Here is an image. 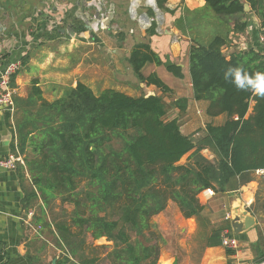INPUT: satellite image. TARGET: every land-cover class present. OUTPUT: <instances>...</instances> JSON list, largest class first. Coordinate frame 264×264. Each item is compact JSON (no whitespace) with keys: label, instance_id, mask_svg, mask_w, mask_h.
<instances>
[{"label":"trees","instance_id":"1","mask_svg":"<svg viewBox=\"0 0 264 264\" xmlns=\"http://www.w3.org/2000/svg\"><path fill=\"white\" fill-rule=\"evenodd\" d=\"M107 1L118 9L116 20L121 12L127 14L129 0ZM156 1L164 13H175L167 8L168 0ZM205 1L203 9H185L175 21L191 41L193 100L209 102L210 118L227 116L221 126L209 124L204 135H185L179 118L167 119L169 107L184 113L189 100L167 103L173 90L156 73L146 76L143 70L164 66L184 79L183 69L164 62L146 41L131 50L128 64L140 84L155 86L161 95L131 96L113 88L96 94L78 82L48 101L34 80L26 98L15 96L12 150L23 156L17 169L28 171L34 186L23 199L24 208L34 212L31 224L47 229L63 250L61 264H158L167 237L153 220L169 203L185 219L202 221L201 193L238 192L248 182L246 174L264 167V94L253 84L257 73L264 74V54L253 48L225 53L231 32L248 27L246 3L264 27V0ZM64 24L76 34L86 31L73 11ZM61 29L65 26L54 28L51 38L62 36ZM146 32L156 36V24ZM230 68L241 71L226 79ZM237 76L240 86L234 82ZM252 103L253 114L247 117ZM187 155V163L179 164ZM222 232L214 229L208 246L222 245ZM88 238H106L112 245L101 246L106 254L91 258Z\"/></svg>","mask_w":264,"mask_h":264},{"label":"crops","instance_id":"2","mask_svg":"<svg viewBox=\"0 0 264 264\" xmlns=\"http://www.w3.org/2000/svg\"><path fill=\"white\" fill-rule=\"evenodd\" d=\"M76 4L77 0H0V63L6 65L21 62V69L14 80L15 96L26 98L34 80L39 81L44 98L48 101L59 99L67 88L76 87L78 82L92 88L91 79L85 77V57L96 48L110 49L111 43H118L116 48L111 49L112 64L114 69L124 74L125 70L129 71L127 59L131 50L146 41L164 62L178 64L183 69L184 79L173 77L164 66L147 65L143 70L146 76L156 73L173 90V94L165 97L167 103L180 98L189 100L186 112L181 113L178 108H174L171 111L174 114L169 120L179 118L182 132L196 138L205 134L209 124L221 126L226 122V115L216 118L207 115L209 102L193 100L189 71L191 41L175 27V21L183 16L185 9H203L205 0H168L167 8L175 13L163 12V33L151 38L127 14L133 26L122 34L123 38L120 35L114 42L104 33L96 35L91 42L73 41L70 36L63 34V29L60 30L62 36L51 38L56 28L51 20L57 18L58 25L64 24L70 11H73L75 19L79 18L81 9ZM50 7L52 10H49ZM246 14L243 21L248 23V27L244 32H231V44L225 48L227 55L251 48L261 50L258 35L262 21L250 5ZM140 86L142 88L144 84ZM107 88L120 90L116 86ZM132 88L138 90L135 85ZM147 89V95H161L155 86ZM120 91L131 96L142 95L125 88ZM253 110L254 103L247 117L253 114ZM7 115V112H0V154L3 156L13 152L15 139L14 115L10 118ZM204 152H208V159H214L209 150H204L203 155ZM244 178L248 182L238 192L217 193L207 190L199 195V201L204 207L202 221L185 219L180 212L183 220L182 234L177 236L178 245L175 249L179 251L176 255L166 257L164 264H173L174 258L178 259V264H241L264 259V181L259 170L246 174ZM33 188L28 171H0V264H52L54 259H57V264H61L64 260L65 254L54 237L47 229L41 231L40 226L32 225L33 216L29 215L31 210L27 212L24 208L23 199ZM242 204L255 217L256 222L244 233L235 235L232 229L233 218L226 220V216ZM156 224L159 225L158 221ZM159 228L164 231L161 226ZM214 229H223L222 237L224 231L237 236L239 248L233 251L223 244L208 246ZM110 245L112 243L106 246Z\"/></svg>","mask_w":264,"mask_h":264},{"label":"built area","instance_id":"3","mask_svg":"<svg viewBox=\"0 0 264 264\" xmlns=\"http://www.w3.org/2000/svg\"><path fill=\"white\" fill-rule=\"evenodd\" d=\"M84 9L81 8L79 20L85 25L86 31L81 34H76L70 37L73 41L82 40L91 42L96 35L110 31L115 22L117 7L107 0H84L82 4ZM89 9H92L90 12ZM127 15L129 19L138 24L139 27L148 31L156 24V33L162 34V26L164 25L165 16L157 5L156 0H129ZM149 11L153 12L151 16ZM258 40L261 50L264 54V27H261L258 35ZM21 69V62H10L6 65L0 63V112H15V87L12 85V79L16 77ZM23 164V156L17 153H10L6 156L0 154V171L2 169L8 171H16L19 164ZM264 181V167L259 170ZM30 216H34L31 211ZM231 219V214L226 216V220ZM40 229V227H38ZM223 245L233 251L239 248V241L232 237L229 231L223 233ZM241 264H264V259L259 261L245 262Z\"/></svg>","mask_w":264,"mask_h":264},{"label":"rangeland","instance_id":"4","mask_svg":"<svg viewBox=\"0 0 264 264\" xmlns=\"http://www.w3.org/2000/svg\"><path fill=\"white\" fill-rule=\"evenodd\" d=\"M83 3H84V0H77V4L75 6L77 8L84 9V6L82 5ZM49 10H52L51 7ZM89 11L91 12L92 9H89ZM119 13H120V10H119ZM120 14L121 16L119 15V18L113 23L112 25L113 28L108 32L107 31L104 32V35H106L109 39H112L111 42L112 41L114 42V39L119 38L121 34L124 35L125 32L129 29V27L133 26L131 25V23H129L125 14H123L122 12ZM51 23L56 28L65 26V29H66L68 27V25L66 26L65 24L58 25L57 18H54L53 20H51ZM117 46H118V43L116 45L115 43H111L110 49L109 47L104 48V49L96 48V50L93 51V53L85 57V61H83L86 66L84 68L87 69L85 72V77L88 80L91 79L90 81H91L92 89L94 90L96 94H99L101 91H103L104 88L116 86V87H119L120 90L125 88L127 91L133 92L135 94H140V93L146 94L148 90L147 87L145 85L142 88L139 87L140 83L129 65H128L129 71L125 70L124 74L121 71L114 69L113 64H112L113 57H112L111 49H114ZM93 79L95 81L94 84H93ZM133 85H135V87L138 90L133 89L132 88ZM172 110H175V109L169 107V114H168L167 119L173 116L174 113L171 112ZM206 155L209 156L208 152H204V156ZM188 157L189 155L185 156L179 164L187 163ZM66 208L69 211H71L73 209V206L67 205ZM163 213L155 217L153 220L155 223L156 221H158L159 223V225L157 224L158 228L159 226L164 228L163 229L164 231H162L160 228L159 230L161 231L162 234H164L165 237H167V241L163 247L162 255L159 259L158 264L160 262L164 264V260L166 257L170 255H176L178 253L179 250H175L176 245H178L177 236L182 234L181 226L183 224L182 223L183 220L180 217L181 215L180 210L174 203L172 202L169 203L167 210ZM108 243L110 242H108L106 238L100 239L98 241H93L91 238H88L87 252L91 256V258H93V255L95 254L103 256L106 254V249H100V247L106 246ZM102 264H108V263L103 262Z\"/></svg>","mask_w":264,"mask_h":264},{"label":"water","instance_id":"5","mask_svg":"<svg viewBox=\"0 0 264 264\" xmlns=\"http://www.w3.org/2000/svg\"><path fill=\"white\" fill-rule=\"evenodd\" d=\"M245 11H249V5L245 4ZM63 34H67L70 37L75 36V31L73 30L72 25H68L66 29L62 30ZM253 84L255 87L259 85V81H253ZM153 94H149L147 96H150ZM232 220V229L235 235H240L253 227L255 225V217L251 215L248 209L245 208V205H240L239 207L233 209L231 213ZM178 259L175 258L173 261V264H178ZM52 264H57V259H54ZM159 264H162L161 262Z\"/></svg>","mask_w":264,"mask_h":264},{"label":"clouds","instance_id":"6","mask_svg":"<svg viewBox=\"0 0 264 264\" xmlns=\"http://www.w3.org/2000/svg\"><path fill=\"white\" fill-rule=\"evenodd\" d=\"M241 71L240 68H230L228 70V72H226L225 74V78L227 79L229 76H232L234 74H237ZM256 79L259 81V86L257 87V91L261 92L262 94H264V74H260V73H257L256 74ZM237 83L238 86L239 85V77L237 76V79L234 81Z\"/></svg>","mask_w":264,"mask_h":264}]
</instances>
